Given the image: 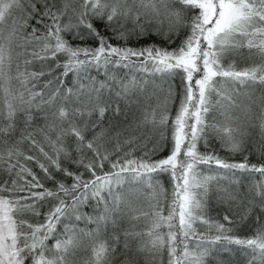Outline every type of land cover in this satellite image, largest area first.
I'll return each instance as SVG.
<instances>
[{
  "label": "snow or ice",
  "instance_id": "snow-or-ice-1",
  "mask_svg": "<svg viewBox=\"0 0 264 264\" xmlns=\"http://www.w3.org/2000/svg\"><path fill=\"white\" fill-rule=\"evenodd\" d=\"M0 264H264V0H0Z\"/></svg>",
  "mask_w": 264,
  "mask_h": 264
},
{
  "label": "trees",
  "instance_id": "trees-1",
  "mask_svg": "<svg viewBox=\"0 0 264 264\" xmlns=\"http://www.w3.org/2000/svg\"><path fill=\"white\" fill-rule=\"evenodd\" d=\"M164 154H166V152ZM221 155H224V153L221 152ZM240 158L241 157H239V156L234 157V159H236V160H239ZM253 162H255V160H253ZM163 181H164L165 187L166 188H170V185L168 183V177L167 176H164L163 177ZM219 211H220V209L214 206L212 208V210L210 211V215H212L213 217H216L217 212H219ZM241 231H243V230H241ZM245 233L247 234V230L246 229H245ZM238 234L241 235V236L246 235L244 233L243 234L238 233Z\"/></svg>",
  "mask_w": 264,
  "mask_h": 264
},
{
  "label": "rangeland",
  "instance_id": "rangeland-1",
  "mask_svg": "<svg viewBox=\"0 0 264 264\" xmlns=\"http://www.w3.org/2000/svg\"><path fill=\"white\" fill-rule=\"evenodd\" d=\"M166 154H167V153H166ZM239 233H240V234H243V233L246 234V233H245V230L240 231ZM247 234H248V232H247Z\"/></svg>",
  "mask_w": 264,
  "mask_h": 264
}]
</instances>
